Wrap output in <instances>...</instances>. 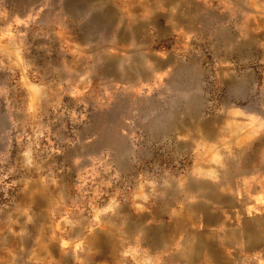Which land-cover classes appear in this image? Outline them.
<instances>
[{
    "label": "rangeland",
    "instance_id": "1",
    "mask_svg": "<svg viewBox=\"0 0 264 264\" xmlns=\"http://www.w3.org/2000/svg\"><path fill=\"white\" fill-rule=\"evenodd\" d=\"M200 127L241 140L209 156ZM263 168L264 0H0V264H84L141 220L166 242Z\"/></svg>",
    "mask_w": 264,
    "mask_h": 264
},
{
    "label": "crops",
    "instance_id": "2",
    "mask_svg": "<svg viewBox=\"0 0 264 264\" xmlns=\"http://www.w3.org/2000/svg\"><path fill=\"white\" fill-rule=\"evenodd\" d=\"M215 131L214 127L210 131L200 127L198 131L200 146H202V150H206V154L209 156H211V150H215V152L221 151L224 143L231 145V143L241 140L238 135L231 137L229 134H224L223 132L218 133V136L215 135L213 138L209 137ZM250 131H253L254 134L258 132V127H254ZM247 135L251 136L250 133ZM244 179H246L245 181L248 184V193L241 192L239 196L234 197L229 204L231 207H223V205H226L225 203L216 201L212 202L213 206L207 207V209L201 208L200 203L192 206L182 205L183 211H181L184 213V216L190 218V222L192 223L190 226L195 228L194 230L187 228L182 230L180 228L176 231L173 239H170L168 236L170 240L162 242L160 230L169 231L168 227L163 228L161 226L160 228L158 223L145 224L141 220L139 227L134 231L129 229L127 224L126 229H123L125 233H139L142 239L141 243L137 244L135 240V242L123 245L117 249L110 248V245H108L110 239H114L110 232L107 234L94 231V236L99 240V242L93 245L94 250L96 249L95 254L86 260L81 259V262L78 260L79 263L128 264L132 258L126 256L125 251L131 250L129 253L132 254L135 250V257L133 258L134 260H131V264H140L138 262L139 258H141L143 263H148L149 260V262H154L155 256L159 259V254L164 252L167 255V262H171L172 264H264V168L247 173ZM237 203L244 205V213L241 211L243 208L237 205ZM233 205L235 208H233ZM188 207L189 209H187ZM234 210H237L238 213H243L241 222L240 224L231 225V240L225 241L223 236L226 235L222 229V225L219 224L220 219L214 220L213 218L218 212L219 215H223V213L229 211L233 213ZM91 214L92 217L90 219L92 223L87 228L88 234L98 226V221L103 222L105 220L103 218L104 208L102 212L97 210ZM64 223L65 228L67 227L66 225H70L71 228L75 226L72 219L65 220ZM57 226L59 227V224ZM166 226H169V224H166ZM167 234L165 233V236ZM220 235L222 239H217V236ZM205 236L213 237V239ZM74 240H71V244H67L70 245V248L61 247L62 250L67 251L71 249L72 255H74L86 249L84 246V244L86 245L85 240H87L85 236H79L77 237V241ZM74 242H77V244L74 245ZM148 254L150 255L148 258L143 257V255L148 256ZM116 258H118L117 261H115ZM61 264L63 263L61 262Z\"/></svg>",
    "mask_w": 264,
    "mask_h": 264
}]
</instances>
